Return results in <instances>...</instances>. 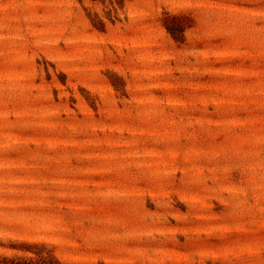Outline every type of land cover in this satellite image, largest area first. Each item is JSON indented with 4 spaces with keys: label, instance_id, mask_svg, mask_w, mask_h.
I'll return each mask as SVG.
<instances>
[{
    "label": "rangeland",
    "instance_id": "rangeland-1",
    "mask_svg": "<svg viewBox=\"0 0 264 264\" xmlns=\"http://www.w3.org/2000/svg\"><path fill=\"white\" fill-rule=\"evenodd\" d=\"M37 254L264 264V0H0V264Z\"/></svg>",
    "mask_w": 264,
    "mask_h": 264
},
{
    "label": "trees",
    "instance_id": "trees-1",
    "mask_svg": "<svg viewBox=\"0 0 264 264\" xmlns=\"http://www.w3.org/2000/svg\"><path fill=\"white\" fill-rule=\"evenodd\" d=\"M94 1V0H92ZM118 1V0H117ZM5 261V264H19L18 262H15L14 259L10 258H2ZM27 264H60L57 260H55L53 257H47L42 254H37V256L33 259H30L29 262H26Z\"/></svg>",
    "mask_w": 264,
    "mask_h": 264
}]
</instances>
